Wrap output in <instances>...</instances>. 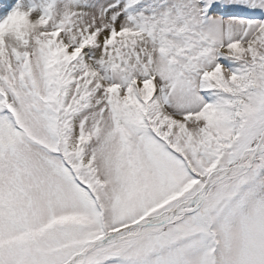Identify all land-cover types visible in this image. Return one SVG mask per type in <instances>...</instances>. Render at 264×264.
<instances>
[{"label":"snow or ice","instance_id":"obj_1","mask_svg":"<svg viewBox=\"0 0 264 264\" xmlns=\"http://www.w3.org/2000/svg\"><path fill=\"white\" fill-rule=\"evenodd\" d=\"M0 264H264V0L0 5Z\"/></svg>","mask_w":264,"mask_h":264},{"label":"rangeland","instance_id":"obj_2","mask_svg":"<svg viewBox=\"0 0 264 264\" xmlns=\"http://www.w3.org/2000/svg\"><path fill=\"white\" fill-rule=\"evenodd\" d=\"M15 2H16V0H0V5H4V4L12 5Z\"/></svg>","mask_w":264,"mask_h":264}]
</instances>
